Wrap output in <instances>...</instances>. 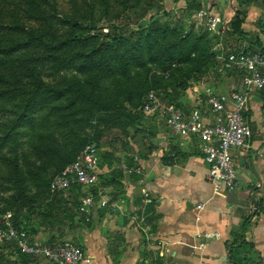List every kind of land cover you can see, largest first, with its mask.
<instances>
[{"label":"crops","instance_id":"0c3cea01","mask_svg":"<svg viewBox=\"0 0 264 264\" xmlns=\"http://www.w3.org/2000/svg\"><path fill=\"white\" fill-rule=\"evenodd\" d=\"M202 1L204 10L220 14L226 23L239 6L238 0H209L207 7ZM248 4L245 37L216 33L221 36L216 48L244 52L255 40L264 47V0ZM245 77L216 63L202 80L203 93L193 87L183 94L184 111L209 108L208 86L229 100ZM206 117L213 121L212 115ZM248 120L254 131L251 147L232 151L238 167L235 191L216 190L208 180L196 135H179L158 115H146L136 140L114 155L112 166L101 165V184L120 208H99L90 216L75 210L74 219L59 211L56 223L39 215L30 221L37 226L33 237L50 244L75 242L86 253L81 264H264V91L254 92ZM122 163L143 172L128 174ZM244 241L252 247L245 249ZM2 257L3 264H51L21 257L6 246Z\"/></svg>","mask_w":264,"mask_h":264},{"label":"rangeland","instance_id":"374dc122","mask_svg":"<svg viewBox=\"0 0 264 264\" xmlns=\"http://www.w3.org/2000/svg\"><path fill=\"white\" fill-rule=\"evenodd\" d=\"M136 1L0 0V81L6 79L8 85L1 89L10 92L0 96V215L15 217L20 207L23 216L33 207L43 209L54 194L49 182L58 173L67 150L78 157L83 149L94 144L100 151L102 166L117 152L127 150L130 142L136 140L138 130L128 124L129 114L118 106L139 108L150 91L162 97L154 83L169 82L179 73V68L172 71L178 66L176 61L167 65L168 62L162 64L153 58L160 45L172 39L171 34L158 35L135 48L122 46L118 51L95 56L86 54L91 43L61 49L62 41L75 30L74 23L116 19L126 2ZM204 1L207 7L209 0ZM165 3L173 12L163 16L164 21L187 17L180 9L183 1ZM36 32L44 35L42 46L16 52L10 58L2 53ZM78 53L83 58H75ZM32 73L36 75L29 79ZM75 80L112 107L103 109L101 104L94 105L82 98L72 102ZM41 82L46 92L35 102L33 118L12 130L13 121L29 97L25 94L40 91L37 89ZM19 93L24 97L16 96ZM34 218L35 214H31L28 221Z\"/></svg>","mask_w":264,"mask_h":264},{"label":"built area","instance_id":"2783aa9c","mask_svg":"<svg viewBox=\"0 0 264 264\" xmlns=\"http://www.w3.org/2000/svg\"><path fill=\"white\" fill-rule=\"evenodd\" d=\"M197 28L225 34L229 30L220 14L206 10L195 12L188 20ZM217 60L222 69H238L246 74L241 90H231L229 100L212 86L205 89L209 108L205 111L195 108L191 113L167 104L155 91H150L143 103L145 115H158L179 135H196L202 142L201 151L209 166L208 180L216 190L235 191L238 167L233 149L250 148L254 131L248 120L251 99L255 91H264V54L261 52H231L220 49ZM175 66V65H173ZM170 75V69L165 73ZM207 114L213 121L207 122ZM128 174H142L140 166L121 164ZM101 155L98 147L88 145L80 155L61 172L56 174L50 188L53 193L68 192L74 185L84 191L80 199V211L90 216L99 208L118 210L120 204L110 200L101 184ZM96 189L97 193L91 192ZM25 224V222H24ZM23 224V225H24ZM13 220L12 215H0V246L12 245L15 253L44 259L51 264H81L86 253L82 246L71 240L61 244H50L36 240L23 226Z\"/></svg>","mask_w":264,"mask_h":264},{"label":"trees","instance_id":"16d2710c","mask_svg":"<svg viewBox=\"0 0 264 264\" xmlns=\"http://www.w3.org/2000/svg\"><path fill=\"white\" fill-rule=\"evenodd\" d=\"M175 1L177 2V0ZM181 1H183L184 5L180 9L184 14H187V17L180 18L177 21H174L173 19L164 21L162 19L163 16H170L173 12V10L166 5L165 0H137L133 4L126 2L124 11L116 19H88L83 22L74 23L75 30L71 33L69 38L62 41L61 49L73 44L80 45L82 43H91V48L86 54L95 56L104 51H118L122 46L135 48L140 44L157 38L158 35L166 37L171 34L173 36L172 39L163 42L153 58L156 62L162 61V64L168 62L167 65L176 61L178 66L173 68L172 71L179 68V73L174 75L173 79L169 82L165 81V83H158L156 81L153 87L159 91L163 97L162 99L167 104L184 109L181 100L184 93L192 90L193 87L195 90L203 93L201 89L202 80L204 76L210 72V69H213L216 63H218L217 55L221 52V48H216V45L220 43L221 36L214 32H210L203 27L197 28L194 24L188 23V20L195 12L204 9L202 0ZM238 1L239 6L236 15L229 23V30L225 34L234 33L241 37H245L243 24L245 22L246 12L244 7L249 5L248 3L252 0ZM44 42V35L36 32V34L29 35L25 40L18 42L14 47L9 49L6 48L2 53L7 54L8 58H10V56L16 52L33 50L34 48L42 46ZM253 46L246 51L261 52L264 54V47L260 44L259 40H255ZM76 57L83 58V55L78 53L75 55V58ZM70 60L72 61L73 59L71 58ZM34 73H32L29 79H34L36 75H34ZM0 78H3V76ZM6 84V79L5 81H0V96L10 94L9 91L1 89L3 88L2 86H5ZM40 85L39 89H37L40 91L25 94L29 97H27L28 99L26 100L23 111L18 115L19 117L13 121L12 130L17 129L23 121L30 119L31 117L33 118L32 110L35 108V102L37 99L43 97L46 92V88L45 90L42 89L44 83L41 82ZM72 88L76 91V95L72 97V102L82 98L83 100L92 102L94 105H96V103L101 104L103 109L108 110L112 107L111 103H106L99 96L83 89L78 80L73 82ZM20 94L22 93H19L16 96H19ZM22 97H24L23 94L21 98ZM143 103L138 106L139 108L134 110L124 105L118 106L122 112L129 114L128 124L136 130L141 128L140 126L146 118V115L141 109ZM67 152L66 155L62 156L63 159L58 166V173L77 158L75 156L76 154L73 152H69V150H67ZM109 161H107V163H111L112 166L114 164V159L111 158ZM101 164L103 163L101 162ZM51 181L49 182V188ZM91 192L97 193V190L92 189ZM83 195L84 191L81 187L74 185L68 192L54 193L43 209L33 207L28 211L27 216L22 215L21 212L23 208L20 207L16 212L15 217H13V220L17 225L21 226L24 224L23 219L28 221L30 215L35 214V216L40 215L42 220L49 221L50 219H53V223H56L59 218L57 216L59 211L67 212L71 215V218L74 219L76 216L75 210L78 211L80 209V199ZM263 202L264 200L261 201V203ZM69 205H71L70 208ZM27 221H25L23 226L32 236H34L37 232V226L35 223ZM243 245L245 249L252 247L251 244L246 243L245 241L243 242ZM5 246L14 251L12 245L0 246V264H3L2 248ZM16 254L21 257L32 258L19 252Z\"/></svg>","mask_w":264,"mask_h":264}]
</instances>
